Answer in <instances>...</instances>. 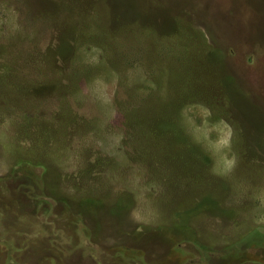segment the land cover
Segmentation results:
<instances>
[{
  "label": "rangeland",
  "instance_id": "obj_1",
  "mask_svg": "<svg viewBox=\"0 0 264 264\" xmlns=\"http://www.w3.org/2000/svg\"><path fill=\"white\" fill-rule=\"evenodd\" d=\"M258 230L264 0H0V264H264Z\"/></svg>",
  "mask_w": 264,
  "mask_h": 264
},
{
  "label": "trees",
  "instance_id": "obj_2",
  "mask_svg": "<svg viewBox=\"0 0 264 264\" xmlns=\"http://www.w3.org/2000/svg\"><path fill=\"white\" fill-rule=\"evenodd\" d=\"M264 234H262V232L260 230H258L257 232H253L251 233V235H249L244 243H247L249 247H253V246H260L264 241Z\"/></svg>",
  "mask_w": 264,
  "mask_h": 264
}]
</instances>
